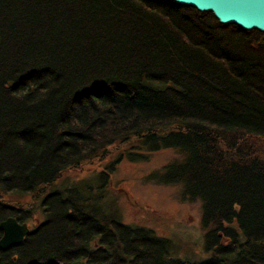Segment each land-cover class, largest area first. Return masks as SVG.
<instances>
[{"label":"trees","instance_id":"1","mask_svg":"<svg viewBox=\"0 0 264 264\" xmlns=\"http://www.w3.org/2000/svg\"><path fill=\"white\" fill-rule=\"evenodd\" d=\"M245 136L264 137V31L175 0H0V222L32 217L2 194L135 141L130 161L181 155L148 179L201 200L208 229L205 259L173 257L73 185L43 196L45 219L0 264H264V158Z\"/></svg>","mask_w":264,"mask_h":264},{"label":"rangeland","instance_id":"2","mask_svg":"<svg viewBox=\"0 0 264 264\" xmlns=\"http://www.w3.org/2000/svg\"><path fill=\"white\" fill-rule=\"evenodd\" d=\"M238 144L243 151L264 158V137L245 136L238 139ZM135 147V141L116 143L105 154L63 171L56 181L34 193L2 194V198L17 208L31 211L32 217L27 223L32 230L45 219L41 207L44 195L57 188L89 185L90 199L101 197L106 214L115 215L126 224L146 226L158 236L168 238L173 257L191 262L205 259L208 254L204 249V235L208 229L202 225V201L184 199L181 184L164 185L148 179L163 166L181 160V155L167 148L149 153L146 161L134 162L127 155ZM120 156L122 159L114 164L115 170L109 173L106 187L100 190V173L108 170Z\"/></svg>","mask_w":264,"mask_h":264},{"label":"water","instance_id":"3","mask_svg":"<svg viewBox=\"0 0 264 264\" xmlns=\"http://www.w3.org/2000/svg\"><path fill=\"white\" fill-rule=\"evenodd\" d=\"M180 4L196 7L201 11H212L224 24H236L246 30L264 31V0H175ZM3 235L0 247L8 249L21 243L31 232L27 222L8 217L0 222Z\"/></svg>","mask_w":264,"mask_h":264},{"label":"bare ground","instance_id":"4","mask_svg":"<svg viewBox=\"0 0 264 264\" xmlns=\"http://www.w3.org/2000/svg\"><path fill=\"white\" fill-rule=\"evenodd\" d=\"M13 217V216H12Z\"/></svg>","mask_w":264,"mask_h":264}]
</instances>
